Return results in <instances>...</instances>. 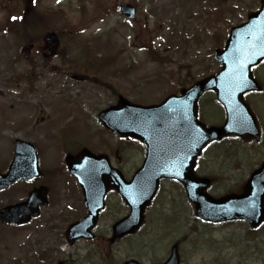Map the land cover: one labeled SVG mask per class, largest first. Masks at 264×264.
Returning a JSON list of instances; mask_svg holds the SVG:
<instances>
[{"label": "rangeland", "instance_id": "374dc122", "mask_svg": "<svg viewBox=\"0 0 264 264\" xmlns=\"http://www.w3.org/2000/svg\"><path fill=\"white\" fill-rule=\"evenodd\" d=\"M259 1L38 0L37 12L55 11L48 21L59 35L61 53L77 68L70 75L59 55L38 50L42 41L30 49L21 30L7 26L25 3L0 0V168L12 157L13 140L28 141L45 173L38 181L50 188L49 204L38 218L21 228L0 224V264H122L129 259L160 264L180 239L181 264H264V226L249 233L244 223L205 225L195 219L181 186L169 181L161 183L134 236L107 244L110 226L127 214L111 194L95 239L70 246L65 228L83 216L82 199L69 174L53 176L66 153L85 147L107 155L130 178L142 163V146L118 141L99 125L97 114L114 105L117 96L137 105L158 104L192 80L216 73L213 50L223 45L231 27L259 8ZM122 4L135 7L132 20L118 12ZM31 64L37 65L34 71ZM254 77L264 89V64ZM245 100L260 124L262 141L228 139L199 160L196 173L211 178L214 197L238 190L264 161V93L247 94ZM199 102L200 120L222 122L223 110L212 94ZM24 197L22 185H13L0 194V206Z\"/></svg>", "mask_w": 264, "mask_h": 264}, {"label": "water", "instance_id": "95a60500", "mask_svg": "<svg viewBox=\"0 0 264 264\" xmlns=\"http://www.w3.org/2000/svg\"><path fill=\"white\" fill-rule=\"evenodd\" d=\"M31 1V0H27ZM258 12L248 16L247 22L234 27L222 50H215L214 60L221 65L215 76H210L171 95L160 104L149 107L132 105L120 97L115 106L98 115L102 126L118 138H130L145 146L142 166L126 183L119 171L112 169L106 156H95L83 149L75 156L67 155L65 165L81 187L88 214L83 220L70 225L66 240H90L94 237L98 213L103 208V197L109 186L116 189L129 207V214L111 227V243L134 234L143 222V212L153 198L160 179H174L185 189L186 197L195 214L209 222L247 220L252 227L264 222V164L251 174L241 195L220 199L209 197L205 190L209 180L198 178L192 170L202 149L209 143L229 136L243 140H259V126L243 95L260 91L250 69L264 60V0ZM121 12L133 18L135 10L123 5ZM49 45L58 46L54 34L46 37ZM213 92L225 110L220 126L205 127L197 120V102L206 92ZM40 175L32 144L15 141L12 162L5 175H0V190L23 180L31 182ZM256 186V188H254ZM47 191L33 190L21 203L0 210V221L9 225L27 224L38 216L39 207L46 206ZM123 264H138L129 260ZM163 264H179L177 244Z\"/></svg>", "mask_w": 264, "mask_h": 264}, {"label": "trees", "instance_id": "16d2710c", "mask_svg": "<svg viewBox=\"0 0 264 264\" xmlns=\"http://www.w3.org/2000/svg\"><path fill=\"white\" fill-rule=\"evenodd\" d=\"M47 12V11H46ZM44 12H37L36 10H28L25 15L16 19H8V23H10L9 26H15L16 30H21V32L24 34V37L27 39V44H33L34 42H40L42 34L50 29V22L49 16H51V13L48 12L46 14H43ZM18 28V29H17ZM35 36H39L40 39H36ZM150 47V46H149ZM148 47V50L151 48ZM219 47H221V42L219 43ZM148 53V52H147ZM62 62L65 63V69L67 73H75L77 68L73 62L66 61V58L64 56H61ZM32 70L34 71L37 68V65L31 64ZM91 75V73H90ZM90 75H88L89 78ZM97 80V79H92ZM108 88H110L109 85H106Z\"/></svg>", "mask_w": 264, "mask_h": 264}, {"label": "flooded vegetation", "instance_id": "af4514ba", "mask_svg": "<svg viewBox=\"0 0 264 264\" xmlns=\"http://www.w3.org/2000/svg\"><path fill=\"white\" fill-rule=\"evenodd\" d=\"M0 172H3V170H0ZM245 183H246V181H245ZM41 187H47L48 188V186H46L45 184L39 183V181L32 183L30 186L31 189L41 188Z\"/></svg>", "mask_w": 264, "mask_h": 264}, {"label": "snow or ice", "instance_id": "6c2138e0", "mask_svg": "<svg viewBox=\"0 0 264 264\" xmlns=\"http://www.w3.org/2000/svg\"><path fill=\"white\" fill-rule=\"evenodd\" d=\"M13 19H16L15 17H13Z\"/></svg>", "mask_w": 264, "mask_h": 264}]
</instances>
